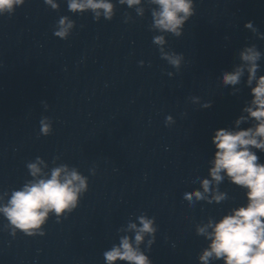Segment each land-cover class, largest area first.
I'll use <instances>...</instances> for the list:
<instances>
[{
  "label": "clouds",
  "instance_id": "1",
  "mask_svg": "<svg viewBox=\"0 0 264 264\" xmlns=\"http://www.w3.org/2000/svg\"><path fill=\"white\" fill-rule=\"evenodd\" d=\"M52 10L59 11L60 4L56 0H44ZM119 5L134 9L136 16L143 18L147 5L152 22L149 30L159 33L153 36L152 42L158 48L160 58L165 60L177 72L184 62V54L166 48L167 35L181 37L184 26L195 15L194 0H117ZM25 0H0V16L11 17L17 7L23 6ZM68 11L73 14L90 12L94 21L101 17L111 21L116 14V3L112 0H67ZM125 23L132 20L125 13ZM75 28V21L69 16H61L56 22L54 36L67 40ZM258 39L264 40V33L252 23L245 24ZM227 39V37H225ZM240 63L231 71H222L220 80L224 87L232 86V94L240 92L237 87L246 75V86L250 88L251 99L236 119V130L221 128L215 131L212 143L215 153L210 160L209 178L199 176L192 178L200 189L185 192L183 200L189 207L195 208L198 202L219 204L229 197L219 190V185L227 179L246 190L247 203L231 209L218 221L209 217L207 222L196 225V234L209 241L208 246L198 256L201 264H210L213 260H222L223 264H264V163L260 162L257 152H264V75H258L259 61L264 53L255 44L243 47L239 53ZM143 61H140L143 66ZM170 77L172 72L167 73ZM254 85V86H253ZM192 103L202 108H210L211 101L201 103V98L190 97ZM45 109L47 101H41ZM246 114V115H245ZM240 128L241 124H248ZM40 135L52 133V120L42 117ZM171 115L165 118L166 126L174 124ZM59 156L53 158L50 172L45 171L49 164L40 156L26 164L31 179L19 188L0 193V214L8 221L4 226L15 237L17 231L29 237L44 236V225L55 216L56 222L67 218L78 206L81 197L89 189L88 177L80 173L76 167L65 163L57 164ZM95 175V169L90 170ZM5 197L7 198L4 203ZM138 224L128 222L126 227L119 228V243L113 244L103 253L106 264L117 261L126 264H152L146 252H150L156 242L158 226L155 217L141 213L136 217ZM210 229V230H209ZM134 234V235H129ZM144 245V248H141Z\"/></svg>",
  "mask_w": 264,
  "mask_h": 264
}]
</instances>
